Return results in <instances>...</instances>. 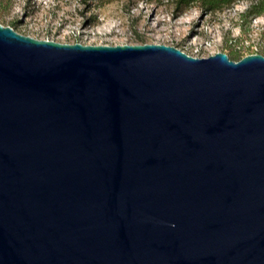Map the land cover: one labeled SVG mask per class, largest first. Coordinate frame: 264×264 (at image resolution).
I'll list each match as a JSON object with an SVG mask.
<instances>
[{
    "label": "water",
    "instance_id": "1",
    "mask_svg": "<svg viewBox=\"0 0 264 264\" xmlns=\"http://www.w3.org/2000/svg\"><path fill=\"white\" fill-rule=\"evenodd\" d=\"M0 264H264V55L0 24Z\"/></svg>",
    "mask_w": 264,
    "mask_h": 264
},
{
    "label": "rangeland",
    "instance_id": "2",
    "mask_svg": "<svg viewBox=\"0 0 264 264\" xmlns=\"http://www.w3.org/2000/svg\"><path fill=\"white\" fill-rule=\"evenodd\" d=\"M250 1L209 13L192 6L172 17L169 7L143 0H0V24L38 39L161 43L194 57L224 52L237 61L248 54L264 55V10L242 16Z\"/></svg>",
    "mask_w": 264,
    "mask_h": 264
},
{
    "label": "trees",
    "instance_id": "3",
    "mask_svg": "<svg viewBox=\"0 0 264 264\" xmlns=\"http://www.w3.org/2000/svg\"><path fill=\"white\" fill-rule=\"evenodd\" d=\"M85 2L93 3L96 0H84ZM109 1V0H108ZM144 2H153L157 6L165 5L170 8V13L172 17H178L185 10L189 9L192 6H197L202 13H209L224 8L230 7L239 0H143ZM264 10V0H251L246 11L242 16H245L246 13L252 15H257Z\"/></svg>",
    "mask_w": 264,
    "mask_h": 264
}]
</instances>
